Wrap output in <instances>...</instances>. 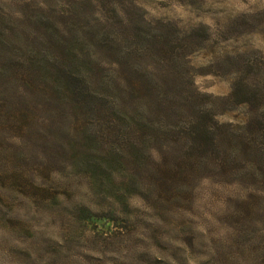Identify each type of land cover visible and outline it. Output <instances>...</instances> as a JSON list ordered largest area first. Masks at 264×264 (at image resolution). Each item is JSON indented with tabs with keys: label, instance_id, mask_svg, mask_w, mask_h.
<instances>
[{
	"label": "rangeland",
	"instance_id": "1",
	"mask_svg": "<svg viewBox=\"0 0 264 264\" xmlns=\"http://www.w3.org/2000/svg\"><path fill=\"white\" fill-rule=\"evenodd\" d=\"M262 130L264 0H0V264H264Z\"/></svg>",
	"mask_w": 264,
	"mask_h": 264
},
{
	"label": "trees",
	"instance_id": "2",
	"mask_svg": "<svg viewBox=\"0 0 264 264\" xmlns=\"http://www.w3.org/2000/svg\"><path fill=\"white\" fill-rule=\"evenodd\" d=\"M207 127V126H206ZM208 128V127H207ZM262 131H264V130H262ZM263 135H264V132H263ZM263 138H264V136H263Z\"/></svg>",
	"mask_w": 264,
	"mask_h": 264
}]
</instances>
